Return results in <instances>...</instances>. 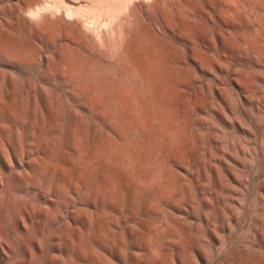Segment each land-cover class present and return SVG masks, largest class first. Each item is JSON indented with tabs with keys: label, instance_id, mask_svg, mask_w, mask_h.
Instances as JSON below:
<instances>
[{
	"label": "rangeland",
	"instance_id": "1",
	"mask_svg": "<svg viewBox=\"0 0 264 264\" xmlns=\"http://www.w3.org/2000/svg\"><path fill=\"white\" fill-rule=\"evenodd\" d=\"M0 264H264V0H0Z\"/></svg>",
	"mask_w": 264,
	"mask_h": 264
}]
</instances>
